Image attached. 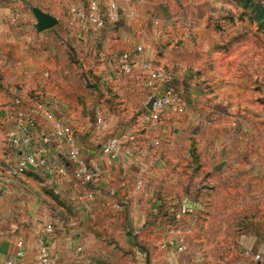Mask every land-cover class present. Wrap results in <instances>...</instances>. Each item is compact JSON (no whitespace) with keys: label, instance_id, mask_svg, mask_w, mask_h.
I'll return each instance as SVG.
<instances>
[{"label":"rangeland","instance_id":"374dc122","mask_svg":"<svg viewBox=\"0 0 264 264\" xmlns=\"http://www.w3.org/2000/svg\"><path fill=\"white\" fill-rule=\"evenodd\" d=\"M90 1L43 0L41 5V11L58 20L53 36L63 42L62 72L51 97L59 111L84 125L96 105L114 100L113 111L121 112L109 111L110 117L133 123L134 132L123 137L126 155L136 150L155 154L156 167L161 168L162 175L142 177L137 184L147 200L139 209L145 217L141 229L166 234L169 247L170 240L184 238L186 264H264V0H105L124 3L120 20L124 16L135 27L149 63L172 72L175 86L188 99L184 114L147 128L144 108L127 103L120 92L130 91V79L102 83L98 75L84 72L80 51L66 39L71 6ZM38 22L32 8L31 20L23 21L32 26L31 39L8 49V58L40 55L42 50L30 43L39 39ZM6 39L8 34L0 33V43ZM4 52L0 49V59ZM3 76L10 75L0 69V126L9 129L32 117L40 95L24 89L39 80L35 75L28 82L14 76L19 81L9 83ZM147 98L141 100L144 107ZM219 165L222 169L215 171ZM104 213L111 220L118 216L111 210ZM93 229L101 236L96 251L102 257L92 264H132L133 253L146 254L130 226L100 223ZM247 250L262 254V259L247 256Z\"/></svg>","mask_w":264,"mask_h":264},{"label":"crops","instance_id":"0c3cea01","mask_svg":"<svg viewBox=\"0 0 264 264\" xmlns=\"http://www.w3.org/2000/svg\"><path fill=\"white\" fill-rule=\"evenodd\" d=\"M119 3L121 6L124 4ZM42 4L43 0H0V33L8 34L9 38L0 43V49L5 48V52L1 53L0 69L10 75L3 78L11 83L14 79L17 82L18 77L28 82L33 80L34 75L37 76L39 84L27 85L24 93L28 94L29 89L31 93L34 91V94L40 95V99L36 100L48 103L58 116L72 124L83 157L99 166L102 179L95 186L87 188L71 172L66 177L46 175L39 170L17 174L15 166L19 156L9 143L10 128L0 126V264H7L10 260L39 264V250L43 245L49 248L53 264H92L102 257L101 252L96 251V243L101 236L93 229L94 225L100 223L132 228L134 239L147 248L145 256L134 250L136 255L133 253L132 264H186V253L175 246H167L166 234L163 236L156 229L153 233L141 229L145 217L139 209L146 206L147 200L142 196L143 192L137 190V184L142 177L162 175L161 168H157L154 162L156 155L139 154L136 150L133 156H127V160L114 162L102 154L101 148L109 139L117 138L125 144L127 140L123 137L134 132L133 123L119 116L110 117L107 112L116 107L110 98L91 110L84 125L72 122L68 115L59 111L60 106L51 98L55 97L54 89L62 72L59 58L63 42L54 39V28L36 29L35 34L39 39L30 43L42 50L37 58H8V49L25 46L31 39L28 34L32 26L23 21L31 20L32 8L43 10ZM120 18L116 24L102 30L84 31L79 26L70 28L66 24V39L80 51L84 72L98 75L102 83L129 78L130 84L127 85L130 91L123 92L119 88L120 92L124 93L127 103L136 102V106H142L145 110L141 100L148 94V89L140 63L143 60L150 62L149 55L141 51L142 44L135 27L130 26L124 16L122 20ZM127 62L135 63L136 70L131 75L122 71L123 64ZM75 68L70 70L74 72ZM123 74L127 77H121ZM134 86L140 89L139 92H132ZM35 106L32 117L27 116L25 122L30 124L34 140H45L54 151L50 159L56 161L54 153L62 147L61 141L56 138L53 125ZM171 116H166L163 121L170 122ZM5 118L7 120L8 116ZM169 140L166 138V141ZM144 141L146 145L151 142L149 137ZM56 162L59 163L58 160ZM145 191L152 192L146 188ZM105 210H111L118 216L111 220L105 215ZM49 226H52V232L48 231Z\"/></svg>","mask_w":264,"mask_h":264},{"label":"built area","instance_id":"2783aa9c","mask_svg":"<svg viewBox=\"0 0 264 264\" xmlns=\"http://www.w3.org/2000/svg\"><path fill=\"white\" fill-rule=\"evenodd\" d=\"M100 0H91L86 6L73 5L69 11L68 26H79L82 30H102L116 24L119 21L121 5L111 1L104 8ZM107 9V10H106ZM140 67L143 72L145 85L148 89V98L143 113V122L152 125L161 122L168 115H181L187 110V97L175 86V76L172 72L154 69L149 62L141 61ZM135 63L123 64L122 71L131 75L135 71ZM152 103L149 109L148 105ZM36 110L42 113L53 125L55 136L61 141L62 147L56 151V161L50 159L54 151L47 146L45 140L35 141L32 137V129L28 122H16L9 130L10 146L16 151L18 157L15 171L17 174H25L28 171H42L46 175H60L66 177L71 172L74 178L85 187H92L102 179L99 166L91 163L83 157L77 144L75 128L69 122L58 116L50 105L43 100L36 101ZM65 147V149L63 148ZM63 148V149H62ZM102 154L111 161L127 160L123 142L117 138L109 139L101 148ZM52 232V226L48 227ZM171 246L180 251H187L184 238L170 241ZM39 264H53L49 248L41 246ZM247 256L252 255L256 261L262 259V254L253 255L250 250ZM7 264H23L10 260Z\"/></svg>","mask_w":264,"mask_h":264},{"label":"water","instance_id":"95a60500","mask_svg":"<svg viewBox=\"0 0 264 264\" xmlns=\"http://www.w3.org/2000/svg\"><path fill=\"white\" fill-rule=\"evenodd\" d=\"M35 15L36 18L38 19V24H37V29L38 30H46L54 27L57 23L58 20L54 17L51 16L47 13H44L38 9H35ZM152 107V103L148 105V108L150 109ZM222 169V165H219L218 167L215 168V171H219Z\"/></svg>","mask_w":264,"mask_h":264}]
</instances>
